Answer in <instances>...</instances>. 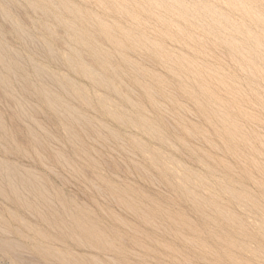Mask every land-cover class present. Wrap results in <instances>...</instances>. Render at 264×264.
<instances>
[{"label":"rangeland","instance_id":"obj_1","mask_svg":"<svg viewBox=\"0 0 264 264\" xmlns=\"http://www.w3.org/2000/svg\"><path fill=\"white\" fill-rule=\"evenodd\" d=\"M0 264H264V0H0Z\"/></svg>","mask_w":264,"mask_h":264}]
</instances>
